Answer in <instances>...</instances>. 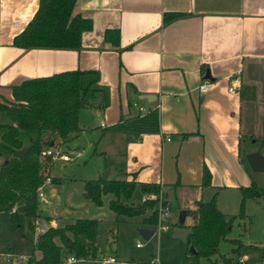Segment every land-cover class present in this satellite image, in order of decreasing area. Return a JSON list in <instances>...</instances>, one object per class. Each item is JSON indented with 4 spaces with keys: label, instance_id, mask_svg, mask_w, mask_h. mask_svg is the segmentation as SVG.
Returning a JSON list of instances; mask_svg holds the SVG:
<instances>
[{
    "label": "crops",
    "instance_id": "obj_1",
    "mask_svg": "<svg viewBox=\"0 0 264 264\" xmlns=\"http://www.w3.org/2000/svg\"><path fill=\"white\" fill-rule=\"evenodd\" d=\"M39 2L0 0V94L11 100V86L21 80L85 71L80 83L90 89L80 129L62 147L89 135L94 154L113 161L106 179L157 184L167 201H181V211L215 196L223 213L235 215L225 210L224 195H237L240 204V187L251 182L239 156L244 110L251 122L264 121V0H76L73 15L92 24L80 49L14 46ZM167 13L180 15L165 22ZM205 81L211 85L201 93ZM243 83L254 89L244 102ZM59 182L52 178L45 188L54 195L51 185ZM186 218L183 225H190ZM18 256L25 264L27 257Z\"/></svg>",
    "mask_w": 264,
    "mask_h": 264
},
{
    "label": "trees",
    "instance_id": "obj_2",
    "mask_svg": "<svg viewBox=\"0 0 264 264\" xmlns=\"http://www.w3.org/2000/svg\"><path fill=\"white\" fill-rule=\"evenodd\" d=\"M75 2L40 0L36 13L14 37L13 45L26 50L80 49L81 35L91 29L92 24L88 18L73 15ZM178 15L167 13L164 20L169 22ZM109 33L106 31L105 37L110 38ZM84 73L81 70H67L50 76L24 79L11 86V100L0 94V117L5 115L7 118L6 122L0 119V225L4 228L0 234V253L25 255V264H59L64 253L77 259L97 258L99 221L79 218L62 226H52L49 218L39 213L37 198V188L47 176H51L52 161L45 152L61 148L68 136L80 129L79 112L85 105V92L90 89V86L85 87L80 83ZM253 94V87L243 83L242 101ZM245 140L261 142V148H264L263 137L254 134L241 136L240 161L249 172L251 182L248 186L240 187L239 213H223L217 207L215 196L208 201L199 200L194 209L186 210L185 215L192 217V223L183 225L182 221H178L175 224V227L191 229L187 235L184 264L211 261L234 221L245 217V201L264 198V188L254 179L246 161L245 156L251 150L244 148ZM203 177L208 184L210 178L206 169ZM159 190L157 184L141 183L134 179L97 178L84 182L83 195L101 206L103 197L110 194L109 208L115 213L116 222L131 221L139 228L156 230L159 223L156 201L143 199L135 203L133 199L135 192L146 195ZM38 219L48 222L49 227L35 237L34 224ZM232 244L236 257L241 256L244 248L256 247L264 261V245H245L239 239L232 240ZM190 246H193L194 252L189 251ZM220 259L225 264H233L234 260L225 256H220Z\"/></svg>",
    "mask_w": 264,
    "mask_h": 264
},
{
    "label": "rangeland",
    "instance_id": "obj_3",
    "mask_svg": "<svg viewBox=\"0 0 264 264\" xmlns=\"http://www.w3.org/2000/svg\"><path fill=\"white\" fill-rule=\"evenodd\" d=\"M262 95L264 96V84L262 83ZM246 105V102H245ZM6 122L5 115L0 117ZM243 134H255L256 137L263 135L264 121L249 119V112L244 110L242 118ZM89 135H84L70 143L61 146L60 154L68 155L70 160L62 165V160L57 158L53 161L51 178L60 180L52 184L56 193H50V187L44 188L46 201H39V213L42 216H51L57 219L59 225L72 222L79 218L97 219L99 221L97 234V259H82L75 264H98V260L104 256L118 258L116 264H184L187 250L186 244L172 237L175 224L179 221L181 208L180 200L170 195L168 202L171 204V217L164 222L167 230L155 231L154 235L146 242L139 234L136 223L131 221L116 222L114 212L109 208L108 201L111 195L105 196L101 206H97L83 195L84 182L90 179L105 178L108 173L112 175L114 166L111 159L105 160L94 154V145ZM244 148L252 152L258 151L264 156V148L261 142L250 143L244 141ZM250 151V152H251ZM107 171H109L107 173ZM254 179L264 188V171L252 172ZM135 192V196H136ZM225 194V193H223ZM135 203L139 202L133 199ZM226 204L225 210L237 215L239 213V200L237 195H224ZM244 218H237L227 235L218 246L217 254L211 261L202 260L201 264H225L220 256L233 258V264H262L261 251L256 248H244L241 256L236 257L232 252L234 245L232 240L239 239L245 245H264V198L247 199L244 203ZM192 221L187 216L185 222ZM6 225V224H5ZM7 229L8 226L6 225ZM3 226L0 225V234L3 233ZM10 231H8L9 233ZM15 236H17L15 234ZM14 236V237H15ZM11 237V236H10ZM13 238V237H12ZM141 242L140 248L136 247ZM5 247V245H1ZM19 257L16 254L0 253V264H21L23 259L14 260ZM99 258V259H98ZM243 259L240 262V259ZM114 264V263H113Z\"/></svg>",
    "mask_w": 264,
    "mask_h": 264
},
{
    "label": "built area",
    "instance_id": "obj_4",
    "mask_svg": "<svg viewBox=\"0 0 264 264\" xmlns=\"http://www.w3.org/2000/svg\"><path fill=\"white\" fill-rule=\"evenodd\" d=\"M210 85L211 84L207 81L202 82L199 85V91L201 93H205L208 90ZM229 92L234 94L235 89L233 87H230ZM166 139L169 140L170 138H166ZM60 150H61V148H59V149H48L45 152V155L50 156L51 161L56 160L57 158H60L62 161L70 160L68 155L60 154ZM51 183H52V178L50 176H47L46 179L44 180V182L42 184H40V186L37 188V198L39 201L44 202L46 200L45 194H44V188L46 185L51 184ZM144 199L154 200L157 203L159 223L157 225L156 230L160 231V230L166 229L167 226L165 224H163V219L169 218L171 216V210H170L169 202L164 197L162 189L160 188V190L157 193L146 194L144 196ZM34 225H35V227H34L35 237H37L39 234H42L43 232H45L47 230V228L49 227V223L43 219L36 220ZM140 246H142V244L137 242L136 247H140ZM242 260L243 259L241 258L240 262H242ZM77 261H78V259L76 257L70 255L67 258H65L64 260H62L59 264H75ZM115 262H116V259L111 257V256H104L102 259L98 260V264H112ZM262 264H264V261L262 262Z\"/></svg>",
    "mask_w": 264,
    "mask_h": 264
},
{
    "label": "water",
    "instance_id": "obj_5",
    "mask_svg": "<svg viewBox=\"0 0 264 264\" xmlns=\"http://www.w3.org/2000/svg\"><path fill=\"white\" fill-rule=\"evenodd\" d=\"M145 98H149V96H145ZM245 157H246L247 164L252 172H263L264 171V156L263 155H261L258 152H249L246 154ZM184 218H185V211L182 210L179 215V221H183ZM138 232L144 238L146 242L154 235L153 230L149 228H145V227H140L138 229ZM190 232H191V229L189 228H175L172 232V237L178 238L186 244L187 235ZM189 251L194 252L193 246H190Z\"/></svg>",
    "mask_w": 264,
    "mask_h": 264
}]
</instances>
